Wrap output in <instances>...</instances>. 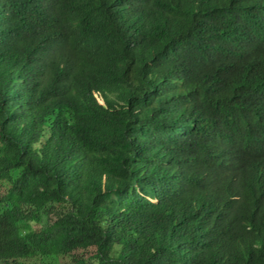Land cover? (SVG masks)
<instances>
[{"label":"trees","instance_id":"trees-1","mask_svg":"<svg viewBox=\"0 0 264 264\" xmlns=\"http://www.w3.org/2000/svg\"><path fill=\"white\" fill-rule=\"evenodd\" d=\"M0 264H264V0H0Z\"/></svg>","mask_w":264,"mask_h":264},{"label":"rangeland","instance_id":"rangeland-1","mask_svg":"<svg viewBox=\"0 0 264 264\" xmlns=\"http://www.w3.org/2000/svg\"><path fill=\"white\" fill-rule=\"evenodd\" d=\"M3 190V187H0V191Z\"/></svg>","mask_w":264,"mask_h":264}]
</instances>
